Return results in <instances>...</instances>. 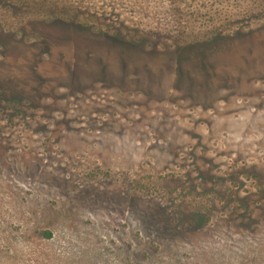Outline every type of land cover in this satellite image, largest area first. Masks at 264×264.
<instances>
[{"label": "rangeland", "instance_id": "rangeland-1", "mask_svg": "<svg viewBox=\"0 0 264 264\" xmlns=\"http://www.w3.org/2000/svg\"><path fill=\"white\" fill-rule=\"evenodd\" d=\"M0 264H264V0H0Z\"/></svg>", "mask_w": 264, "mask_h": 264}]
</instances>
